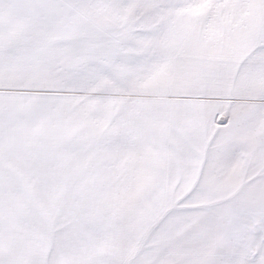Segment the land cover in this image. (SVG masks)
<instances>
[{
  "label": "crops",
  "instance_id": "1",
  "mask_svg": "<svg viewBox=\"0 0 264 264\" xmlns=\"http://www.w3.org/2000/svg\"><path fill=\"white\" fill-rule=\"evenodd\" d=\"M140 40L113 35L71 0H0L2 188L11 173L48 172L70 173L58 187L182 188L184 136H199L207 153L209 136H234L230 117L219 123L234 105L197 86V62L177 64L185 50L175 57ZM154 201L133 194L128 204L145 206L132 210L138 224L126 215L108 230L92 218L100 228L77 235L69 264H125Z\"/></svg>",
  "mask_w": 264,
  "mask_h": 264
},
{
  "label": "rangeland",
  "instance_id": "2",
  "mask_svg": "<svg viewBox=\"0 0 264 264\" xmlns=\"http://www.w3.org/2000/svg\"><path fill=\"white\" fill-rule=\"evenodd\" d=\"M71 1L140 47L185 50L177 64L195 60L197 86L234 105L223 113L234 136H209L208 153L184 136L182 188H69L58 186L70 173H11L13 186H0V264H69L94 220L138 224L132 210L145 206L128 204L133 194L154 197V221L125 264H264V0Z\"/></svg>",
  "mask_w": 264,
  "mask_h": 264
},
{
  "label": "water",
  "instance_id": "3",
  "mask_svg": "<svg viewBox=\"0 0 264 264\" xmlns=\"http://www.w3.org/2000/svg\"><path fill=\"white\" fill-rule=\"evenodd\" d=\"M226 120V115L225 114H222L219 118V123H224Z\"/></svg>",
  "mask_w": 264,
  "mask_h": 264
}]
</instances>
